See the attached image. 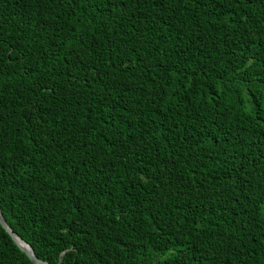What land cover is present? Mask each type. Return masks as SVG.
<instances>
[{"label":"trees","instance_id":"1","mask_svg":"<svg viewBox=\"0 0 264 264\" xmlns=\"http://www.w3.org/2000/svg\"><path fill=\"white\" fill-rule=\"evenodd\" d=\"M0 213L49 264H264V0H0Z\"/></svg>","mask_w":264,"mask_h":264},{"label":"water","instance_id":"2","mask_svg":"<svg viewBox=\"0 0 264 264\" xmlns=\"http://www.w3.org/2000/svg\"><path fill=\"white\" fill-rule=\"evenodd\" d=\"M0 224L1 226L6 230V232L11 236V238L13 239V241L17 244V246L27 255V257L34 263L36 264H49L46 261H43L41 259H39L38 257H36L32 251V249L30 248V246L25 243L20 237H18L6 224V222L4 221L1 213H0ZM18 239H20L26 246H23L19 243Z\"/></svg>","mask_w":264,"mask_h":264},{"label":"bare ground","instance_id":"3","mask_svg":"<svg viewBox=\"0 0 264 264\" xmlns=\"http://www.w3.org/2000/svg\"><path fill=\"white\" fill-rule=\"evenodd\" d=\"M19 243L23 246H26L20 239H18Z\"/></svg>","mask_w":264,"mask_h":264}]
</instances>
